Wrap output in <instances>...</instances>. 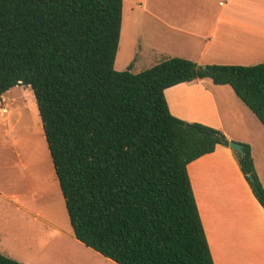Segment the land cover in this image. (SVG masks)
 <instances>
[{
	"label": "trees",
	"instance_id": "1",
	"mask_svg": "<svg viewBox=\"0 0 264 264\" xmlns=\"http://www.w3.org/2000/svg\"><path fill=\"white\" fill-rule=\"evenodd\" d=\"M122 17V0H0V100L15 87L33 92L76 240L116 264H214L187 168L230 141L174 117L165 90L230 86L264 126V63L174 57L116 71ZM242 145L245 156L232 153L264 209ZM0 264L22 263L0 253Z\"/></svg>",
	"mask_w": 264,
	"mask_h": 264
},
{
	"label": "crops",
	"instance_id": "2",
	"mask_svg": "<svg viewBox=\"0 0 264 264\" xmlns=\"http://www.w3.org/2000/svg\"><path fill=\"white\" fill-rule=\"evenodd\" d=\"M122 1L119 44H135V55L119 71L130 66L133 70L135 64L139 68L157 64L150 56L143 59L150 63L147 67L139 64L143 52L154 58L158 55L160 60L185 58L200 66L264 62V58L255 61L253 57L264 52V0H165L171 6L165 12L156 8L162 0H133L125 34L126 0ZM20 88L11 89L1 99L12 103L15 94L8 95ZM165 98L174 117L219 130L230 142L249 145L264 186L254 157L256 148L264 159V126L230 86L203 79L168 88ZM187 170L214 264H264V209L232 150L219 145L212 154L190 163ZM73 241L86 248L94 262L116 264L75 237Z\"/></svg>",
	"mask_w": 264,
	"mask_h": 264
},
{
	"label": "rangeland",
	"instance_id": "3",
	"mask_svg": "<svg viewBox=\"0 0 264 264\" xmlns=\"http://www.w3.org/2000/svg\"><path fill=\"white\" fill-rule=\"evenodd\" d=\"M132 2L126 0L124 34ZM162 2L156 8L165 12L171 6ZM124 39L128 40L127 36ZM134 55L135 44L120 43L114 69L119 71ZM142 56L139 64L146 67L150 64L143 60L146 56L157 64L164 61L150 53L143 52ZM253 57L258 61L264 52ZM146 69L135 64L132 71ZM13 94L12 103L7 98L0 100V253L23 264H99L91 260L86 248L73 241L33 92L21 87L8 97ZM254 157L264 181V159L256 148Z\"/></svg>",
	"mask_w": 264,
	"mask_h": 264
},
{
	"label": "water",
	"instance_id": "4",
	"mask_svg": "<svg viewBox=\"0 0 264 264\" xmlns=\"http://www.w3.org/2000/svg\"><path fill=\"white\" fill-rule=\"evenodd\" d=\"M229 148H230V150L235 151L238 154H240V156H242V157L245 156V152H244V148H243L242 144H239L237 142L232 141L229 143ZM249 179L252 183L255 182V179L252 175L249 176Z\"/></svg>",
	"mask_w": 264,
	"mask_h": 264
},
{
	"label": "built area",
	"instance_id": "5",
	"mask_svg": "<svg viewBox=\"0 0 264 264\" xmlns=\"http://www.w3.org/2000/svg\"><path fill=\"white\" fill-rule=\"evenodd\" d=\"M3 112H6V110H3Z\"/></svg>",
	"mask_w": 264,
	"mask_h": 264
}]
</instances>
